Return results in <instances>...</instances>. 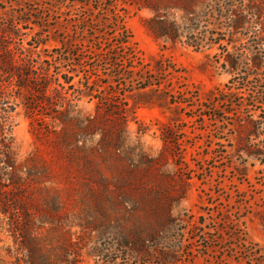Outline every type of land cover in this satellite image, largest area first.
<instances>
[{"label": "rangeland", "instance_id": "374dc122", "mask_svg": "<svg viewBox=\"0 0 264 264\" xmlns=\"http://www.w3.org/2000/svg\"><path fill=\"white\" fill-rule=\"evenodd\" d=\"M139 1L122 16L129 71L113 58L81 70L92 96L60 78L33 110L35 93L9 90L0 103L16 165V182L0 187V264H264V157L241 139L254 121L262 136L249 139L264 151V64L251 62L264 59L252 4L264 0ZM71 9L0 0L2 19L32 21L6 39L35 47L24 52L34 74L69 68L52 57L82 41L67 37ZM237 15L246 20L233 28ZM171 26L191 39H171Z\"/></svg>", "mask_w": 264, "mask_h": 264}, {"label": "trees", "instance_id": "16d2710c", "mask_svg": "<svg viewBox=\"0 0 264 264\" xmlns=\"http://www.w3.org/2000/svg\"><path fill=\"white\" fill-rule=\"evenodd\" d=\"M69 8L74 11L77 22L73 26L71 34L67 33L68 39L80 38L82 41H69L62 42L61 46H58L57 53L52 57L56 64L70 63L69 68L65 71L58 68L59 71L50 75L51 70L42 71V73L34 74V69L37 68V63H31V56L27 57L24 52L30 51V47L27 48L25 43L18 45L15 39H6L8 37L13 38L18 34L16 30L25 29L23 24L28 21H14L5 17L0 24V103L7 98V91H15L17 93L34 94L35 98L29 101L28 109L33 110L32 104L47 102L46 93L47 90L52 87H61L58 83L61 78L65 85H74L73 78L78 77L77 83L79 84L80 97L92 96L93 90L91 85L89 87H83V84L79 82L82 79L81 70L87 66H91L96 70L99 66L98 62L109 64L110 60L115 58L121 62V70L129 71L135 58L134 43L129 31L126 30L122 19L124 6L129 4H138L139 0H114L108 3L109 0H64ZM224 2L226 0H223ZM98 4V5H97ZM147 4V3H145ZM149 4V3H148ZM255 7V17L262 18L264 12V6H258L257 3H252ZM149 6V5H148ZM228 9L230 6L227 7ZM102 11V12H101ZM263 19V18H262ZM246 20L245 15L234 16L231 18L232 27L238 28ZM51 34V33H50ZM50 34L49 38L50 39ZM171 39H191L192 34L190 31H182L175 26H171L167 32ZM87 40V42L85 41ZM47 42V41H46ZM46 42H38L37 46L45 45ZM36 47V48H38ZM81 47L85 49L89 55H93L94 61H91L89 55H84ZM40 51V49H38ZM59 59V63L57 61ZM89 61H91L89 63ZM227 61L231 65L232 71L235 72L238 69V59L228 58ZM251 62L257 69L261 68L264 64V59L260 53H252ZM125 74L118 73L116 76H123ZM249 76V73L246 74ZM124 77V76H123ZM94 83V82H92ZM236 85L241 86L240 89H245L247 85L238 82ZM65 87V86H63ZM56 89L55 87H53ZM37 93V95H36ZM264 96V93L262 94ZM41 96V97H39ZM39 97V98H38ZM27 98V97H26ZM31 106V107H30ZM4 113H0V187L6 183L16 182V177L13 176L12 170L16 168L14 154L11 144L9 142L8 130L6 123L8 120V110L0 109ZM2 115V117H1ZM262 136L259 127L254 121H247L246 125L242 128V140L245 148L244 152L254 158L261 154L264 157V151L253 150L255 144L249 139L252 136ZM247 136V137H246ZM246 137V138H245ZM259 146V145H258ZM264 148V147H262ZM264 164V163H263ZM249 254L252 252L248 250ZM264 261V260H263ZM262 261V262H263Z\"/></svg>", "mask_w": 264, "mask_h": 264}]
</instances>
